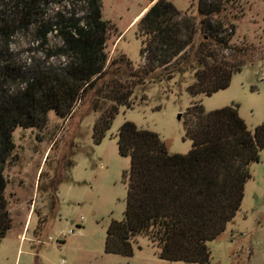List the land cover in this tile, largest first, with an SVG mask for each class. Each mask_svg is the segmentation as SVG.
Segmentation results:
<instances>
[{"label":"trees","instance_id":"16d2710c","mask_svg":"<svg viewBox=\"0 0 264 264\" xmlns=\"http://www.w3.org/2000/svg\"><path fill=\"white\" fill-rule=\"evenodd\" d=\"M41 1H23L20 22ZM83 1L91 10L84 26L77 19L59 18L64 41L59 50L68 58L64 67L15 73L0 51V242L11 227L4 167L15 149L13 132L18 127H44L50 110L70 117L79 102L91 97L93 110L100 113L92 135L99 144L119 106L132 107L140 84L192 72L190 94L211 95L228 88L232 76L258 52L253 45L231 43L235 23L243 17L240 0H199L198 15L170 0H156L138 23L141 63L135 66L120 56L107 64L105 33L110 26L101 19L98 0ZM52 27L40 31L44 42ZM8 37L1 28L2 49ZM17 79L23 87L11 92L9 82ZM184 127L192 141L187 154L169 153L157 133L132 122L120 127L118 151L131 158L127 205L122 220H112L107 228L106 253L130 256L136 237L142 235L159 247L162 259L209 262L208 242L239 211L252 177L250 167L261 159L264 122L251 130L235 105L206 111L193 102Z\"/></svg>","mask_w":264,"mask_h":264},{"label":"rangeland","instance_id":"374dc122","mask_svg":"<svg viewBox=\"0 0 264 264\" xmlns=\"http://www.w3.org/2000/svg\"><path fill=\"white\" fill-rule=\"evenodd\" d=\"M23 1L0 0V29L9 33L7 49L0 51L15 73L64 67L68 58L59 50L64 46L59 18L77 19L84 26L90 6L83 0H43L22 23ZM154 1L98 0L101 19L110 26L107 64L120 56L135 66L141 63L138 23ZM170 1L198 15L199 0ZM240 1L243 17L235 23L231 43L253 45L258 52L232 76L228 88L192 96V72L140 84L132 107L119 106L99 144L92 135L100 113L93 110L91 97L79 102L70 117L50 110L44 127L13 132L15 149L4 167L11 227L0 242V264H190L162 259L159 247L142 235L130 256L105 252L107 228L112 220H122L127 205L131 158L119 153L118 132L132 122L157 133L169 153L187 154L192 141L184 119L193 102L206 111L235 105L251 130L264 122V0ZM48 24L53 31L44 42L40 31ZM22 87L20 79L9 82L11 92ZM250 170L239 211L208 242L207 264H264V150Z\"/></svg>","mask_w":264,"mask_h":264},{"label":"crops","instance_id":"0c3cea01","mask_svg":"<svg viewBox=\"0 0 264 264\" xmlns=\"http://www.w3.org/2000/svg\"><path fill=\"white\" fill-rule=\"evenodd\" d=\"M31 214V213H30ZM22 236H23V233H22V235H21V238H22Z\"/></svg>","mask_w":264,"mask_h":264}]
</instances>
